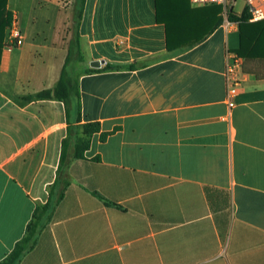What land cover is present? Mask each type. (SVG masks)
I'll use <instances>...</instances> for the list:
<instances>
[{
    "label": "crops",
    "instance_id": "obj_1",
    "mask_svg": "<svg viewBox=\"0 0 264 264\" xmlns=\"http://www.w3.org/2000/svg\"><path fill=\"white\" fill-rule=\"evenodd\" d=\"M73 1L6 2L24 40L6 36L0 59V262L63 192L17 264H264V58L240 59L231 107L239 23L221 10L223 23L184 49L205 19L191 0H81L77 22ZM169 38L181 46L169 51ZM76 40L80 123L39 97ZM88 123L101 132L63 165L69 125Z\"/></svg>",
    "mask_w": 264,
    "mask_h": 264
},
{
    "label": "trees",
    "instance_id": "obj_2",
    "mask_svg": "<svg viewBox=\"0 0 264 264\" xmlns=\"http://www.w3.org/2000/svg\"><path fill=\"white\" fill-rule=\"evenodd\" d=\"M6 2L7 0H0V59L2 55V50L5 46V39H6V29L9 28L11 24V18L6 15ZM84 5V2H81ZM222 8L220 6H209L200 9V12H204L205 19L201 18L200 24L198 25L197 31L201 34L198 35L195 39H188L182 42V48L184 49H191L194 45H197L201 41H203L207 36L211 35L215 29H217L223 23V17L221 14ZM82 10L79 11V17L81 18ZM203 16V15H202ZM229 21L239 23L240 32H241V45L238 50H236V54L240 58H264V50L260 45V38L261 33L263 32L262 24L264 21L260 22H250V14L248 9H246L242 15L239 17L234 12H232L229 16ZM196 30V29H195ZM190 35V34H189ZM176 44V43H175ZM174 46V42L169 38L168 40V49L172 51L176 47H180L181 45L176 44ZM82 59L81 51L79 49V41H73L71 49L69 50V54L65 63V66L62 70L60 81L54 90L51 91H44L39 94L41 98H52L55 97L56 99L62 101L65 104L67 119L73 117V123H80L82 118L81 112V104H80V93H79V80L74 77L73 65L76 61ZM105 69H113L112 66H107ZM99 71L98 69H89L88 73H93ZM83 127L87 131V136L85 139L79 138L76 143L72 142V130L73 126L69 125V136L64 141L63 146V153H62V164L68 162L69 160L73 159H82L85 157L86 151L90 149L91 144V137L95 133L101 132V125L100 123H88L83 125ZM110 133H102L101 140L105 141ZM62 168L59 171L61 173ZM60 183L57 180V186ZM63 187L66 186L67 182H62ZM58 197L56 200H51L43 205L38 206L33 220L29 224L27 228V232L25 237L17 243L14 250L11 254L0 264H17L22 257L32 251L39 239V236L43 229L45 228L46 224L50 222V213L55 205L63 197V192L60 194L58 193ZM105 204L109 205L111 202L104 200Z\"/></svg>",
    "mask_w": 264,
    "mask_h": 264
},
{
    "label": "built area",
    "instance_id": "obj_3",
    "mask_svg": "<svg viewBox=\"0 0 264 264\" xmlns=\"http://www.w3.org/2000/svg\"><path fill=\"white\" fill-rule=\"evenodd\" d=\"M250 14V22L264 21V0H242ZM192 4L197 7L220 6L222 16L228 21L229 16L234 12L238 0H191ZM24 37L18 27L17 21L14 20L9 27V47L19 46ZM240 57L237 54H231L227 65V86L231 97L230 106H235V98L238 94V88L241 84L240 77Z\"/></svg>",
    "mask_w": 264,
    "mask_h": 264
},
{
    "label": "rangeland",
    "instance_id": "obj_4",
    "mask_svg": "<svg viewBox=\"0 0 264 264\" xmlns=\"http://www.w3.org/2000/svg\"><path fill=\"white\" fill-rule=\"evenodd\" d=\"M76 1H77V4H76ZM76 5V11H75V14H74V18L73 20H75L77 22L78 18H77V15H78V10L79 8L81 7V0H75L73 1ZM72 3V2H71ZM243 1L242 0H238V3L235 7V11L236 12H240L243 8ZM71 30L73 32L76 31V23L74 24V21L72 22V26H71ZM9 38V28H8V32H7V39ZM80 58L78 61H76L73 65V68H75V71L77 70V66H79V62H80ZM74 70L72 71L73 75L75 78L76 77V72ZM78 79V78H77ZM87 136V131L86 129L83 127V126H74L73 127V130H72V142L73 143H76L78 141L79 138H82V139H85Z\"/></svg>",
    "mask_w": 264,
    "mask_h": 264
},
{
    "label": "water",
    "instance_id": "obj_5",
    "mask_svg": "<svg viewBox=\"0 0 264 264\" xmlns=\"http://www.w3.org/2000/svg\"><path fill=\"white\" fill-rule=\"evenodd\" d=\"M103 64L104 62H94V64H92V67L101 68Z\"/></svg>",
    "mask_w": 264,
    "mask_h": 264
}]
</instances>
